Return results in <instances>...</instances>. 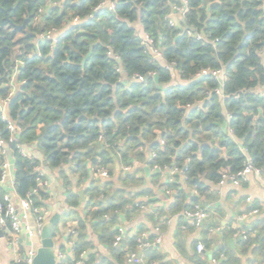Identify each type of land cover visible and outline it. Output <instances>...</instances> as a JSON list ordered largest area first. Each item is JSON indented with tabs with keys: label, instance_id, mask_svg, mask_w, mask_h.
Here are the masks:
<instances>
[{
	"label": "trees",
	"instance_id": "trees-1",
	"mask_svg": "<svg viewBox=\"0 0 264 264\" xmlns=\"http://www.w3.org/2000/svg\"><path fill=\"white\" fill-rule=\"evenodd\" d=\"M181 3L0 0V111L5 108L20 126L17 142L37 143L43 152L40 157L23 156L15 143L10 144L15 192L44 211L48 195L38 187L39 171L42 165L56 170L68 193L63 221L73 214L79 219L76 255L89 244L86 225L100 242L112 245L116 213L135 208L132 186L141 183L136 172H119L118 184L111 179L92 181L85 188L92 206L80 215L70 177L80 186L88 177L89 162L94 169L105 168L110 177L116 164L131 165L133 160L146 161L150 168L176 167L181 172L173 175L174 182L161 184L174 193L170 212L196 203L204 207L200 197L219 181L221 170L236 172L245 158L233 136L221 129L225 109L232 115L234 137L243 140L252 162L264 172V96L253 91L264 84V0H186L187 10L172 25V6ZM136 25L159 49L161 60L143 46ZM52 29L58 31L55 38L39 37ZM109 50L118 55L117 61ZM118 64L124 74L116 71ZM206 69L226 73L222 102L213 92L217 79L210 73L198 76ZM136 74L142 78L132 79ZM11 82L16 83L15 91L4 107L1 100L10 93ZM7 136L0 116V137ZM160 176L152 172L158 183ZM183 176L184 186L196 195L188 196L177 183ZM2 196L0 189V201ZM212 219L204 223L206 231L218 225ZM261 224L257 219L251 229L264 233ZM54 231L52 227V236ZM245 233L246 239L237 237L248 244L254 237L250 230ZM141 240L128 237L109 247L110 253L123 263L124 255L136 251ZM143 257L149 264L161 254L153 247ZM92 260L107 264L102 257L92 255Z\"/></svg>",
	"mask_w": 264,
	"mask_h": 264
},
{
	"label": "crops",
	"instance_id": "crops-1",
	"mask_svg": "<svg viewBox=\"0 0 264 264\" xmlns=\"http://www.w3.org/2000/svg\"><path fill=\"white\" fill-rule=\"evenodd\" d=\"M174 17L178 20L182 16L174 14ZM135 28L140 37L144 35L140 32L138 25ZM202 38L204 37L202 36ZM222 71L224 70L222 69ZM225 78L226 73L224 71L223 82H218V87L216 88L220 90V94L215 92L216 89L213 91L219 96L221 102L224 98L221 89ZM15 84V82H12L11 90L13 91H15ZM253 91L260 96H264V84L257 86ZM223 113L224 120L221 124V129L226 131L230 136H233L240 145L241 152L242 148H245L249 155L248 149L243 145V140L234 137V131L230 125L232 115L225 109H223ZM228 113L231 115L230 120ZM252 118H254V115ZM229 128L232 129L231 133L229 132ZM28 148L30 154L38 157L42 155L34 147V144L29 145ZM149 157L148 155L146 156L147 160ZM6 158L14 166V157L11 149L8 150ZM1 160L2 157L0 156V163ZM126 166H129V170L124 169ZM88 167V177L82 181L80 186L76 187L75 178L70 177L73 184L72 188L76 190V194L79 197L76 210L80 215H85L92 206V202H89L90 195L88 192H85V188H88L92 181H107L111 179L118 184L117 178L119 172H136L135 178H138L141 183L138 186H132L133 191L136 193L133 195L135 208L117 212L116 219L111 228L115 232L114 237L120 228L123 229L124 237L120 242H124L126 238L131 236H137L138 239L142 237V240L137 244L136 251H131L124 255L123 263H119L110 253L109 249V247L118 246L113 244L114 237L111 243L112 245L109 246L106 243L100 242L95 233L96 231L89 225H86V240L89 241V244L83 249L86 251V258L81 264H95L96 261L92 260V255L97 260L102 257L107 264H130L134 261H137L139 264H145L144 252L146 249L153 247L160 251L161 258L160 260H151L149 264L152 262H157L158 264H215L212 262V258L219 259V264H264V245L261 246L264 242V233L261 232L262 230L260 228L251 229V226L256 223L257 219L262 220L261 226H264V209L261 207L264 204V172L261 175L250 173L245 181L237 185L229 181L222 185L218 184V182L215 184L211 183L208 195H202L200 197V201L204 207L196 203L207 211L208 217L200 226L192 227L186 225L187 222L182 216V211L176 213L170 212V205L174 201V193H167L165 191L167 183L162 173L160 176L161 180H159L160 184L158 180L155 181L153 179L152 172L156 171L150 168L146 161L133 160L131 165L122 166L116 164V172L113 177H110L109 173L107 177L99 176L95 171L96 169L91 166V162L88 163ZM40 173H42V179L47 182V185L41 188L48 195L45 210H38L39 216L42 218L41 221L44 225L53 216H58V222L53 226L55 227V231L52 236L54 242L52 252L55 256V262L58 259L57 264H75L79 253L77 255L74 254V246H70L69 242L71 241L74 244V241L78 237L77 229L79 227V219L73 214V217L63 221L68 193L61 179L57 176L56 170L52 171L47 165H42L39 175ZM12 178L14 180V171L12 177L7 180L5 185L0 184V189L3 194L5 192L10 195L16 210L22 212L21 198L15 192V181L12 185ZM176 180L181 188L185 187L184 176ZM162 183L166 184V188L161 185ZM141 188L146 189V191L144 193H137L142 191L139 190ZM186 190L188 196L197 194L194 189L186 188ZM80 191H82V194H79ZM251 205H256L254 208H258L260 211L257 214L249 215L243 219L240 218L242 214L254 209H248ZM37 216L38 214L34 212L27 213V221L33 228L37 226ZM105 217L107 218V215ZM210 219L215 222L218 221V225L206 231L203 226ZM245 226L248 227L246 230H243ZM238 228L242 230L238 231ZM0 230L2 232V236H0V264H12L18 255L25 253L29 249H33L36 252L41 246L40 234L38 233H35L33 236L22 235L17 244H11L9 241L8 227H0ZM230 230H235V232L228 234ZM249 230L250 235L254 239L248 244L244 243L243 240L239 241L237 236H243L242 238L246 239L247 235L245 232ZM56 236H58L57 240L55 239ZM156 238H159L158 242L155 241ZM142 242H147L148 245L140 247L139 245ZM198 243H202L204 246V250L201 252L196 249ZM131 254H134V256L131 257ZM59 255L62 256L61 259H59Z\"/></svg>",
	"mask_w": 264,
	"mask_h": 264
},
{
	"label": "built area",
	"instance_id": "built-area-1",
	"mask_svg": "<svg viewBox=\"0 0 264 264\" xmlns=\"http://www.w3.org/2000/svg\"><path fill=\"white\" fill-rule=\"evenodd\" d=\"M181 1H182L181 5L174 4L172 6V12L168 16L169 22L172 25L176 23V19L174 17V14H178V15L183 16L185 11L187 10L186 0H181ZM108 8L112 9L113 5L110 4ZM76 21H77V19H74V22H76ZM57 32L58 31L56 29H52V30H49L45 33L40 34L39 37L55 38L56 37L55 34ZM186 33L191 34V31L187 29ZM195 36L197 37V39L202 38V36L199 34H195ZM140 38H141V43L146 48V50L152 55L153 59H155V60L162 59L161 52L154 45L153 41L150 39V37L148 35H146V34L142 35ZM107 54L112 59H114L116 61L118 60V55H116L113 51L109 50L107 52ZM166 67L168 69L172 68L171 65L166 66ZM116 71L124 74V70L119 64L116 66ZM209 73L212 74L217 79L218 82H223L224 71H222V69H219V70H207V69L202 70L198 74V76L201 77V76L209 74ZM141 78L142 77H140L137 74L133 75V77H132V79H141ZM13 92H14L13 90H10V93L8 94V96L5 99L1 100L3 106L7 105L9 97L13 94ZM215 92L217 94H220L219 89H216ZM0 116H1V119L6 123V129L8 130V136L6 138L0 137V156L2 157V160L0 163V184L5 185L7 180L10 177H12V173L14 171V166L6 158V154H7L8 150L11 149L10 144L15 143L16 150L23 156H29L30 151L28 148L29 145L26 146L24 144L17 142V134L19 133V131L21 129L20 126L17 125L16 123H14L12 120H10V118L7 115V112L4 109H1ZM228 117L230 120L231 115L229 113H228ZM229 132L230 133L232 132L231 128H229ZM100 141H101V139H100ZM161 142H162V140H161ZM242 152L245 156L243 163H242V167L233 173L223 169L220 173V179L218 181V184L222 185L225 182L229 181V182L237 185L240 182L245 181L250 173H255L257 175L263 174V169L256 167L254 165V163L252 162V160L249 157L248 152L245 148H242ZM154 155L155 154L152 153L149 158H151ZM124 169L129 170V166L124 167ZM152 169L157 171V172H161L163 177H164V180L167 184L174 182L173 175L181 172V170H179L176 167H173V168L167 167V166L160 167L158 165H154L152 167ZM95 171L99 176H102V177L108 176V172L102 167L96 169ZM39 176L40 177L38 178V181H37L38 187H45L47 185V182H46V180L42 179V173H40ZM11 183H12V185L14 184L13 178L11 179ZM165 191L167 193L173 192L172 188H170V187H167L165 189ZM20 202H21L22 212H18L16 210V208L13 204L12 198L10 197V195L8 193L4 192V194L2 196V200L0 201V227H4V226L8 227V229H9V241L11 244H17L19 241V238L22 235L33 236L35 233L40 234V232L42 230V226H43V223L41 221V219H42L41 216H37L38 222H37V226L35 228L30 226V224L27 221V213L28 212L38 213V209L32 205L30 198H21ZM138 206H140V205H138ZM140 207H142V206H140ZM261 207H262V209H264V204H262ZM259 211H260V209L254 208V209L250 210L249 212L242 214L240 218L243 219L249 215L257 214ZM182 216L185 218V220L187 222L186 225H190L192 227H198L208 217V213L206 210L201 208L198 204H194L192 207L184 209L182 211ZM68 231H71V230H68ZM123 237H124V231L122 228H120L118 230V233L114 237L113 244L118 245L119 242L123 239ZM55 239L57 240L58 236H56ZM155 241L158 242L159 238H156ZM69 244L72 247L74 246L73 242H71V241L69 242ZM147 245H148L147 242H142L139 246L145 247ZM196 249L199 252L203 251L204 250L203 244L198 243L196 245ZM35 254H36V252L33 249H29L25 253L18 255L12 264H32ZM133 256H134V254H131V257H133ZM61 258H62V256L59 255V259H61ZM85 258H86V251L83 250L79 253L77 260L75 261V264H81L85 260ZM57 262H58V259H57ZM57 262H56V264H57ZM212 262L215 264L220 263L219 259H216V258H212ZM151 264H158V263L152 262Z\"/></svg>",
	"mask_w": 264,
	"mask_h": 264
},
{
	"label": "water",
	"instance_id": "water-1",
	"mask_svg": "<svg viewBox=\"0 0 264 264\" xmlns=\"http://www.w3.org/2000/svg\"><path fill=\"white\" fill-rule=\"evenodd\" d=\"M252 116H253L252 114H249L247 117L252 118ZM34 147L39 150L37 143H34ZM40 152L43 155V152L42 151ZM79 194H82V191H80ZM57 222H58V216L55 215L43 225L40 233L41 246L36 250V254L34 256L32 264H56L55 256L52 252L54 242L52 240L51 229ZM0 236H2L1 230H0Z\"/></svg>",
	"mask_w": 264,
	"mask_h": 264
},
{
	"label": "rangeland",
	"instance_id": "rangeland-1",
	"mask_svg": "<svg viewBox=\"0 0 264 264\" xmlns=\"http://www.w3.org/2000/svg\"><path fill=\"white\" fill-rule=\"evenodd\" d=\"M121 79H122V78H121ZM4 238H5V237H4ZM4 238H3V239H4Z\"/></svg>",
	"mask_w": 264,
	"mask_h": 264
},
{
	"label": "bare ground",
	"instance_id": "bare-ground-1",
	"mask_svg": "<svg viewBox=\"0 0 264 264\" xmlns=\"http://www.w3.org/2000/svg\"><path fill=\"white\" fill-rule=\"evenodd\" d=\"M157 172V171H156Z\"/></svg>",
	"mask_w": 264,
	"mask_h": 264
}]
</instances>
